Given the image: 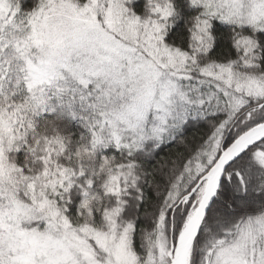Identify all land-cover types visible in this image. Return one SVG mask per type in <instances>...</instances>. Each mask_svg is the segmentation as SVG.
<instances>
[{
  "label": "snow or ice",
  "instance_id": "obj_1",
  "mask_svg": "<svg viewBox=\"0 0 264 264\" xmlns=\"http://www.w3.org/2000/svg\"><path fill=\"white\" fill-rule=\"evenodd\" d=\"M0 264H264V0H0Z\"/></svg>",
  "mask_w": 264,
  "mask_h": 264
}]
</instances>
